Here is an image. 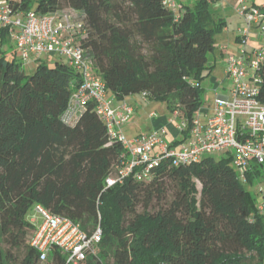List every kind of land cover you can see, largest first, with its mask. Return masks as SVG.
Masks as SVG:
<instances>
[{
	"label": "trees",
	"instance_id": "16d2710c",
	"mask_svg": "<svg viewBox=\"0 0 264 264\" xmlns=\"http://www.w3.org/2000/svg\"><path fill=\"white\" fill-rule=\"evenodd\" d=\"M11 3L40 15L79 12L85 23L79 44L106 92L119 101L145 93L165 104L187 125L174 145L185 140L203 104L208 55L226 27L212 0L179 3L176 11L162 0ZM258 9L264 14V0ZM0 43L6 45L0 56V264H65L56 251L41 263L30 247L28 213L37 205L86 233L100 227L97 253L78 264H264V218L245 188L264 174V165L252 162L242 182L230 156L181 166L166 159L148 181L131 176L105 188L122 145L108 138L93 103L72 123L62 120L80 73L55 62L26 75L4 33ZM258 75L264 104V60ZM168 183L174 184L170 201Z\"/></svg>",
	"mask_w": 264,
	"mask_h": 264
},
{
	"label": "built area",
	"instance_id": "2783aa9c",
	"mask_svg": "<svg viewBox=\"0 0 264 264\" xmlns=\"http://www.w3.org/2000/svg\"><path fill=\"white\" fill-rule=\"evenodd\" d=\"M162 4L172 11L179 7L178 0H162ZM235 11L242 18L243 26L237 31L240 49L228 56L226 62L225 75L231 83L229 94L216 97L213 115L205 122L198 113L187 137L177 145L164 140V131L132 139L124 136L123 127L133 109L124 102L113 108L107 100L104 83L79 44L85 32L79 12L65 9L40 15L35 11L15 10L11 0H0V36L4 33L7 43L15 45L21 64H30L32 57L39 60L42 56H55L64 58L80 73L81 84L72 94L62 120L72 123L88 103H93L108 138L122 145L120 163L106 178L105 188L121 185L131 176L137 181H148L166 159L173 166H181L224 153L232 158L236 175L245 182L252 162L264 165V104L258 100V69L264 60V14L246 0H237ZM252 29L258 30L263 43L257 49L248 50ZM5 47L0 43V56ZM141 98L146 100V94L142 93ZM173 117L177 118L176 112ZM185 129L186 123L180 122L179 133ZM34 210L40 221L29 219L33 226L30 247L37 252L41 263L49 261L55 251L65 258V264H78L88 252L97 253L102 237L99 226L86 233L78 223L41 206H35ZM256 213L264 218V193Z\"/></svg>",
	"mask_w": 264,
	"mask_h": 264
},
{
	"label": "crops",
	"instance_id": "0c3cea01",
	"mask_svg": "<svg viewBox=\"0 0 264 264\" xmlns=\"http://www.w3.org/2000/svg\"><path fill=\"white\" fill-rule=\"evenodd\" d=\"M190 1L178 0L181 5L188 4ZM246 3L256 7L255 0H246ZM212 4V10L225 19L226 27L220 34L216 35L214 50L208 55L207 66L210 68L208 71V82L212 87L213 95L208 108L205 107L201 112H198L202 122H205L213 115L216 97L228 96L224 94L225 89H228L229 94L230 88L225 87V82H229L225 75L226 62L228 56L233 55L239 47L237 31L243 26L242 18L235 11L237 0H212ZM262 43L263 40L258 30L252 29L247 49H257ZM106 98L111 102L113 108H116L123 102L132 107L133 112L127 124L123 127V134L127 139L152 133L161 134L164 131L163 138L169 144L174 145L175 141L182 140H179V126H173L172 118L174 117L169 115L165 104H163V107H160V112H155V110H150L151 108L153 109L154 103L142 99L140 95L127 96L119 101L111 93H107Z\"/></svg>",
	"mask_w": 264,
	"mask_h": 264
},
{
	"label": "rangeland",
	"instance_id": "374dc122",
	"mask_svg": "<svg viewBox=\"0 0 264 264\" xmlns=\"http://www.w3.org/2000/svg\"><path fill=\"white\" fill-rule=\"evenodd\" d=\"M255 3H256V7L260 8L263 5V0H255ZM211 8L213 9V4H211ZM10 46H11V51H15V58L19 61L20 54L17 51V49L15 48V45L13 43H11ZM5 49H6V47H5ZM239 49H240V46L238 47L237 51H239ZM237 51H235L234 54H236ZM6 55L8 57L11 56L9 52H7ZM31 60L32 61L30 64H21L22 69L24 70L26 75L31 74L35 70L37 65L40 63H44L47 66H53L55 62L62 63V64L67 63L64 58L55 57V56H42L39 60H36L35 57H32ZM208 78H209V76H207L206 78H203L200 81V85H201V89H202L201 95H202L203 104H202V107L200 108L199 112H201L202 109L205 107L208 108V105L211 104V101H212L213 92H212V87L209 85ZM225 87L230 88L231 83L225 82ZM224 94L228 95V89H225ZM151 102H153V101H151ZM153 103H154L153 109L151 108L150 110H155V112H157V111L160 112V107H163V103H161V102H153ZM242 119L244 121L246 120L245 117H243ZM172 124L174 127H176V126L178 127L180 125V120L172 118ZM182 136L183 135L180 134L179 140L182 139ZM221 157L228 158V154L227 153L218 154L215 156V159L219 160ZM230 164H231V167L234 169L233 161H230ZM195 183H196V187L198 190L197 199H199V196H200L199 192L201 189V185L197 181H195ZM168 188H169V191L167 192V200L170 201L173 198L174 184L168 183ZM245 188L251 194L252 198H254V202L256 203V205H258V203H260L262 195L264 193V174H262L259 177L258 181H255L252 185H245ZM260 190L263 191V193H260ZM32 217L35 218V220L37 222L40 221L39 216L35 213L34 208H32L28 213V219H30ZM17 255H18V257H20L21 252L19 251L17 253Z\"/></svg>",
	"mask_w": 264,
	"mask_h": 264
}]
</instances>
